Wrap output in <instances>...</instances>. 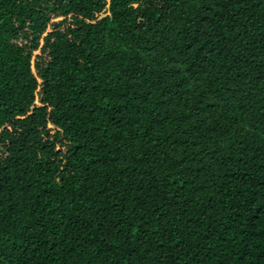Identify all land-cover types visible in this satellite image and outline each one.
<instances>
[{"label":"trees","instance_id":"trees-1","mask_svg":"<svg viewBox=\"0 0 264 264\" xmlns=\"http://www.w3.org/2000/svg\"><path fill=\"white\" fill-rule=\"evenodd\" d=\"M0 264H264V0H0Z\"/></svg>","mask_w":264,"mask_h":264}]
</instances>
